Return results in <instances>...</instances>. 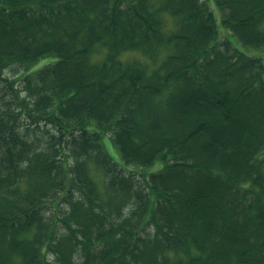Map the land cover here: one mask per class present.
I'll return each instance as SVG.
<instances>
[{
  "label": "trees",
  "instance_id": "trees-1",
  "mask_svg": "<svg viewBox=\"0 0 264 264\" xmlns=\"http://www.w3.org/2000/svg\"><path fill=\"white\" fill-rule=\"evenodd\" d=\"M207 1L0 0V264H264V0Z\"/></svg>",
  "mask_w": 264,
  "mask_h": 264
},
{
  "label": "rangeland",
  "instance_id": "rangeland-1",
  "mask_svg": "<svg viewBox=\"0 0 264 264\" xmlns=\"http://www.w3.org/2000/svg\"><path fill=\"white\" fill-rule=\"evenodd\" d=\"M207 3H208V5H209V7H211V9L213 10V13H214V16H215V18H216V22L218 23L219 21H220V17H221V13L219 12V10L218 9H216L215 7H214V5H213V2L210 0H208L207 1ZM219 24V23H218ZM223 30H221V32H220V34L222 35V32ZM250 54H254V55H259V54H257V53H254V52H252V51H250L249 52ZM143 61H144V59H143V57L141 56L140 57ZM53 59L54 58H51V57H48V56H46V57H43V58H41L36 64H34L33 66H31L30 68H28L26 71H25V73L24 74H26V73H32V72H34V71H36L37 69H39L41 66H43L44 64H47L49 61H53ZM262 59H263V62H264V57L262 56ZM146 62H149V59L148 58H146ZM8 71V72H7ZM18 71V73L19 74H22V72L24 71H22V70H12V69H8V70H6V73L8 74V75H10V76H12V77H16L17 76V72ZM22 71V72H21ZM18 74V75H19ZM263 77H264V71H263ZM102 143H103V145H104V147H105V149H106V151L108 152V154L110 155V157L112 158V160L113 161H115V162H117L120 166H122L123 168H125V169H128V170H130V168L127 166V165H124V164H121V159H120V153H119V150H118V148L116 147V145L112 142V140L106 135V136H104L103 137V139H102ZM131 167H133V165H130ZM145 169H146V172L148 173V172H152V171H156V170H158L159 169V163H154L153 165H150V166H148V167H145ZM138 170H140V169H138Z\"/></svg>",
  "mask_w": 264,
  "mask_h": 264
}]
</instances>
